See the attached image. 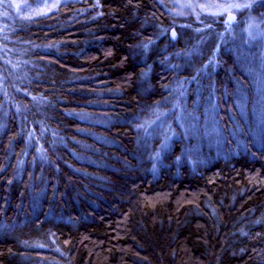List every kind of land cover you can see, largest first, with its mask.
<instances>
[{"label":"trees","instance_id":"trees-1","mask_svg":"<svg viewBox=\"0 0 264 264\" xmlns=\"http://www.w3.org/2000/svg\"><path fill=\"white\" fill-rule=\"evenodd\" d=\"M230 28L159 0H0V264H264V41Z\"/></svg>","mask_w":264,"mask_h":264},{"label":"rangeland","instance_id":"rangeland-1","mask_svg":"<svg viewBox=\"0 0 264 264\" xmlns=\"http://www.w3.org/2000/svg\"><path fill=\"white\" fill-rule=\"evenodd\" d=\"M70 1L74 0H13V4L16 10L19 11L21 15H29L34 17L36 15H45L54 12L60 7V5L68 3ZM262 1L264 2V0H159V3L165 9V11L174 15L175 17L190 16L191 14L197 16L201 13H207L209 15L212 14L213 16H222L224 17V20L227 21V15L230 12H234L238 16V19L240 16H245L242 21H244L246 24L244 25L242 21L237 22L239 21L237 19L234 24L230 25L233 27L230 28V31H236V33L245 31L247 33V36L250 40L253 41V43H259L260 40L264 41V3ZM209 42L210 39H206L204 43L206 46L204 47L207 48L206 43ZM246 52L249 51L245 49L240 52L238 51V57L244 55ZM262 52L264 53V51ZM259 64L264 65V59H262ZM253 69V74L258 80L257 89L261 96L259 98H256V101L254 102V107H257L254 110L252 109V114H249V118L251 119L250 128H252L253 131H255L259 136L264 120V66L258 65ZM201 81L202 76L197 79L198 86H202ZM238 86H242L240 88L242 90H245V88L243 87L244 85L238 83ZM199 98L200 95L195 98V102H198ZM244 98L247 101L249 100L247 89L245 91V94L243 93L242 100H244ZM259 103H261L260 113L258 112ZM238 105L241 106L240 103ZM243 106L246 105L243 104ZM240 114H242V110H240ZM230 115L231 118L235 121L236 117L232 111H230ZM255 115L256 118H254ZM166 123L167 122H165V124ZM212 125L214 131L220 130L219 119L218 121L213 122ZM231 132L232 134H235L233 128H231ZM207 150L209 151L211 149L208 148Z\"/></svg>","mask_w":264,"mask_h":264},{"label":"water","instance_id":"water-1","mask_svg":"<svg viewBox=\"0 0 264 264\" xmlns=\"http://www.w3.org/2000/svg\"><path fill=\"white\" fill-rule=\"evenodd\" d=\"M237 19H238V16L234 12H230L227 15V21L226 22L229 25H232V24H234L237 21Z\"/></svg>","mask_w":264,"mask_h":264}]
</instances>
